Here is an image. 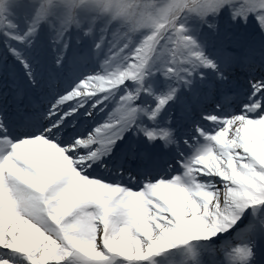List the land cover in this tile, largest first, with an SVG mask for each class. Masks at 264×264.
Instances as JSON below:
<instances>
[{"label": "snow or ice", "instance_id": "obj_1", "mask_svg": "<svg viewBox=\"0 0 264 264\" xmlns=\"http://www.w3.org/2000/svg\"><path fill=\"white\" fill-rule=\"evenodd\" d=\"M0 0V264H264V0Z\"/></svg>", "mask_w": 264, "mask_h": 264}, {"label": "rangeland", "instance_id": "obj_2", "mask_svg": "<svg viewBox=\"0 0 264 264\" xmlns=\"http://www.w3.org/2000/svg\"><path fill=\"white\" fill-rule=\"evenodd\" d=\"M80 0H74L75 7L73 9H77L78 2ZM130 0V4L132 6V21L136 24L135 34L140 32L149 31L152 27L150 21V13L147 11V8L150 6L156 5L159 0ZM7 3V0H5ZM81 6L77 9V12L80 11ZM73 12V10H72Z\"/></svg>", "mask_w": 264, "mask_h": 264}, {"label": "bare ground", "instance_id": "obj_3", "mask_svg": "<svg viewBox=\"0 0 264 264\" xmlns=\"http://www.w3.org/2000/svg\"><path fill=\"white\" fill-rule=\"evenodd\" d=\"M179 260H180V257H179V255H177L176 262H178ZM176 262H174V264H176Z\"/></svg>", "mask_w": 264, "mask_h": 264}]
</instances>
